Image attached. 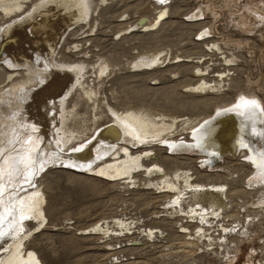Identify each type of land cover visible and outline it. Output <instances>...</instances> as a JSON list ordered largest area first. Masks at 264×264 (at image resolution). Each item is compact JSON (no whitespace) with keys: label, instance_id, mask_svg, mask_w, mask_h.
Listing matches in <instances>:
<instances>
[{"label":"rangeland","instance_id":"obj_1","mask_svg":"<svg viewBox=\"0 0 264 264\" xmlns=\"http://www.w3.org/2000/svg\"><path fill=\"white\" fill-rule=\"evenodd\" d=\"M42 1L23 0L20 8L0 6V38L4 39L3 33L10 25L26 22L27 24L24 26L27 27L30 22L40 20L43 16L33 10ZM54 6L53 3L49 4L48 2L47 7L50 10ZM161 10L165 13L163 18L167 23L163 26L160 23L149 26L156 16H159ZM77 11H80L84 17L83 10L77 8ZM28 15L30 17L26 19ZM68 24L58 28L57 30L60 31L56 30L53 33V38H49V43V40L32 42L31 38H35L26 37L28 35L25 30L15 42L5 43V47L0 46V49L3 48L1 51L9 50L12 53L11 55L6 53L1 55L0 52V94L10 88L18 87L28 88L31 92L37 89L41 90L49 81L47 77L54 74L53 71L61 73L62 68L63 71H66L70 65L71 67L82 65L84 68L79 82L72 75V81L70 80L71 82L67 86L70 88L69 92L67 87L63 89L62 95L56 96L58 98H55V103L52 106L58 107L62 97H67L65 111L67 110L66 113H68L69 110H73L74 114L70 113L67 117L57 114L58 116L55 117L57 121L59 119V124L54 121L51 128L53 127L55 132L53 133L50 128L48 134L50 132L51 136L55 135L52 136L55 141H58L57 136L60 138L62 135L71 136L70 140L61 145L60 151L50 148L52 147L50 145H47L49 147L42 145L44 147L42 149V146L38 145L40 159L36 163L38 168L33 175L36 177L33 187L42 183V188L47 190L46 194L49 195V192L52 191L58 197L55 198V214L49 218L54 227L47 226L45 228V222L34 237L30 236V242L36 250L40 249L41 242H47L49 250L55 252L54 264H219L220 257L225 253L216 257L215 254L205 253L200 249L201 241L205 242L211 237L205 234L200 238L202 233H197L199 228L196 226L199 224L196 219L192 222L191 219H188L186 222L190 223L187 226L188 229L196 231V233H184L175 227V232L171 233L166 230L165 235L159 232L149 234V229L161 230L154 223V219L160 218L155 216L164 215L161 218H165V221L170 223L176 220L175 217L166 215V203L173 200L174 193H169L168 195L171 194L172 197H167L165 194L168 192H157L153 184H145L146 186L141 184L133 189L125 184L110 181L108 176L71 169V166L74 167L75 164L68 163V161L69 158L72 159L73 153L78 151L77 149L80 150L81 147L92 146L88 151V155L92 157L89 162L96 166L122 156V154H132V149L148 148L152 143H156L160 144L162 149L164 148L162 151L164 155L178 157L180 158L179 162H181L180 160L185 162L184 158H190L191 167L202 172L209 170L201 162V157L205 154L192 144L198 138L194 132L200 123L185 125L186 128L184 125H176L177 128L174 126L169 132L165 130L161 133H164L161 135L164 139L150 138L151 141L149 139L139 141L128 135L127 138L118 140L114 148L99 156L100 148L108 146L107 144L103 146L101 142V131L113 124L114 115L111 108L123 112L129 107L145 104L146 109L155 114V118L167 116L173 119V117L183 115L182 117H190L194 121L199 118L216 117L218 110L222 107L220 105L226 102L232 104L241 94L249 97L255 95L264 103V0H163V2L161 0H92V9L88 18L76 17ZM52 45L54 46L52 47ZM17 47L21 50L18 51ZM35 47L41 49L43 53H37V50L33 49ZM21 51L32 57L30 67L28 64L24 65L25 62L18 57ZM2 56L6 58L2 59ZM49 62L53 63V68ZM36 69H42V71L39 72ZM45 70L50 73H46ZM199 70L208 73L206 76L212 78L221 73L224 75L230 73V75L219 81L218 84L222 87L221 91H207V89L199 91L190 87L198 78ZM29 72L33 73L29 75ZM40 75L41 77H39ZM64 90L69 94L64 93ZM70 90L72 91L70 92ZM30 97L28 100L32 101L33 96ZM50 101L51 98L43 102L44 104L38 103L37 107L44 110ZM193 102L202 104V107L194 110L183 105ZM1 110L0 107V115ZM160 113L161 116H159ZM153 116L151 115V117ZM64 119L67 123H63ZM167 122L170 123V121ZM194 125H196L195 129ZM9 128L14 133L18 131L15 125L11 124ZM61 129H63L62 132ZM171 137L179 138L182 142L187 141V147H178L180 149L178 151L176 146L172 147V142L169 141L172 139ZM156 151V154H153L151 158L158 157L161 151L159 149ZM228 152L226 151L227 155L224 160L217 162L216 167L226 164L234 168L236 177L232 178L227 172H221V174L229 179L227 188L231 189L233 185H236L238 193L230 197L232 199L229 200L230 203L228 202L226 211H223V216H228L227 219H220V221L228 220L227 222H229L233 218L234 220L230 222L236 223L244 221V218H237L239 215L234 208L230 210L233 198L236 196L246 198L248 193L253 194L256 190L262 191L261 193L264 194V185L255 183L256 190L251 192L247 179L250 180L253 177L251 174L253 166L242 160L247 157H242L238 153L236 156H230ZM6 153L11 157L22 154L19 147L14 144L7 148ZM53 157H58V160L52 159ZM87 163L79 160L77 164H80V167L75 166L74 168L83 169ZM153 165L151 164L150 167ZM14 167L16 175H20L23 168L21 170L18 165ZM176 168L177 166H172L170 171ZM28 169H30L29 166ZM145 169L146 167L134 168V173L137 171L135 174H138L134 177H140L141 181L145 182L161 181L160 174L155 171L149 174L145 172ZM33 177L32 180L22 179L24 182L20 184V192L16 195L17 200L22 193L25 195L28 192H23L24 186L33 183ZM205 180H208L206 187L212 185L211 178L207 177ZM158 185L162 186L163 184ZM135 194L142 196L145 199L144 202L133 204L131 199ZM253 195L256 196V194ZM200 200H198V205L210 208L209 201ZM122 204L126 205L121 211ZM191 204L190 201L180 207L183 209L182 211L186 212ZM176 208L179 209V206ZM168 210V212L175 211L170 208ZM15 212H17L15 208L12 209L9 216L6 215L4 219H1L2 215H0V229L10 226L11 221L17 227L18 225L23 227L21 225L23 222L14 220ZM230 213H232L231 217ZM115 217L150 218V222H143L140 228L135 227L133 229L135 231L127 235V229L122 230L121 226L112 225V219ZM252 217H260V219L249 223L248 234L241 238V246L245 240L246 242L235 264H264V254L258 251V246L264 237V217L258 213ZM106 222L109 223V227L111 226L112 233L120 231L119 229L126 233L121 236L105 235L101 232L82 234L85 230L90 231L95 225ZM66 223H70L68 225L70 228L65 227ZM231 224L229 225L231 226ZM16 225L11 226L12 229H16ZM227 225L225 224V226ZM206 228H204V233L208 232ZM212 228L216 230L219 228V224ZM212 228L209 230L210 234L213 233ZM12 229L10 228V231ZM34 229H38L37 220L29 215L26 219V231ZM26 231L25 229L20 231V233L22 232L21 236ZM10 236L5 240L0 239V246L5 243L8 245L16 237L15 235ZM224 238L225 240L229 238V244L231 237L223 234L222 240ZM185 241H193L196 244L198 242V246H192ZM252 247L257 249L256 254L251 255ZM216 252L219 254V251ZM233 261H227L225 264H233ZM220 264L222 263L220 262Z\"/></svg>","mask_w":264,"mask_h":264},{"label":"bare ground","instance_id":"obj_2","mask_svg":"<svg viewBox=\"0 0 264 264\" xmlns=\"http://www.w3.org/2000/svg\"><path fill=\"white\" fill-rule=\"evenodd\" d=\"M48 2L49 4L53 3L55 5L52 10H50L49 7H47ZM0 3H2L0 6H3V8L5 7L6 8H20L22 6L23 0H0ZM77 8L81 9V11L83 10L84 17L88 18V16L90 15L91 9H92V0H43L42 2L38 3L34 7V10H33L34 12L39 13V15H42L43 17L40 20L39 19L34 20V17H35V14H34L32 18L34 21L30 22L27 27L24 26L27 24L26 22H24L23 24L21 22H17L12 26L10 25L8 29L6 28L7 30L5 32L3 31L4 39L0 38V46L3 45L5 47V43L10 44L11 42H15L18 39L17 37L22 35V33L25 30H26L25 33L28 35L26 37L35 38V39L31 38L32 42L36 40L47 41L49 40L50 37H52L53 33L58 28L63 27L66 24L69 25L68 23L73 18L74 19L76 17L84 18L82 13H80V11L79 12L77 11ZM164 14L165 13L163 12V10H161V12L158 14L159 16H156L154 21L149 26H153L154 24H157V23H160V25L162 26L165 25L167 21L163 18ZM29 17L30 15L26 16V19H29ZM55 34L58 35L57 33ZM87 38L89 39L90 37H87ZM49 42L50 40L48 41V43ZM53 46L54 45H52V47ZM2 49H0L1 55H4V53L9 54V55L12 54L10 53L9 50L1 51ZM33 49H36L37 53L39 54L43 53V51L39 49L38 47L37 48L35 47ZM20 50L21 48L18 51ZM26 54L23 51H21L18 57L21 58V61L25 62L24 65L28 64L30 67L31 66L30 61L32 60V57ZM3 58L4 57L2 56V59ZM42 60H45V59L42 58ZM8 62L10 63L11 61H8ZM47 68L49 67L47 66ZM42 69L40 70L42 71ZM83 69L84 68L82 65H74L72 67L70 65V67L68 66L66 71H63V68H62L61 73H56V71H53L54 73L53 75L51 76L46 75V76H50V77H47L49 78L48 79L49 81H47V83L45 84V87H43L44 84H42L43 86L41 85L43 87L41 90L37 89L33 91L34 89L33 90L31 89L33 91L31 92L30 89L28 88L18 87L15 89L10 88L8 89V91L2 92L3 94L2 93L0 94V107L2 109L1 115H3V116L0 115V215H2L1 219L2 218L4 219L5 216L7 215L8 217L9 216L8 214L11 212V210L15 208L17 212H15L16 215L14 216L15 217L14 220L23 222L22 224L20 223L23 227H20V225H18L17 227V225L15 224L17 228L12 229L11 226H15V225L12 224V221H11L10 226H6L4 228L2 227L0 229V232L5 233V235L0 236V239L2 240H5L6 237H11L10 235L16 236L14 240L8 245H6L5 243L4 245L0 246V264H54L53 261L55 258V252L49 250L48 243L41 242L40 249L36 250L33 244L30 242V236L34 237L37 234V232H39L40 228L43 227V224L45 222H46V225H44L45 228L47 226H49V228L54 227V225H51L52 222L51 220H49V218L51 216H54L55 214V209H56L55 198L58 196H56V194L52 191L49 192L50 193L49 195L46 194L45 192L47 190L42 188L43 187L41 186L42 183L40 185H37L36 187L35 186L33 187L34 181L36 178V177H33V173L35 172V170H37L38 167L36 166V163L40 159L39 157L40 151L38 150V145L39 146L50 145L52 146L50 148H54L57 151H60L61 145L62 144L64 145L70 140L71 136L62 135L59 138V136L56 135L58 137L57 138L58 141H55L54 140L55 138L52 137L55 135L51 136L50 132L48 134V131H50L51 125L53 124L54 121H56L57 124H59L58 122L59 119L57 121V118L55 117L57 114L66 115V117L70 113L74 114L73 110H69L68 113H66L67 110L65 111V108L67 109V106L65 107L67 97L66 96L62 97L61 102L59 103L58 107L54 108L52 106L55 103L54 100L56 96L62 95L61 94L62 90L65 89L67 86H69V82L72 81L71 80L72 75H74L76 81H78L82 77ZM36 70L40 72L39 69H36ZM30 72H29V75L33 73L32 72L30 74ZM48 72L46 71V73ZM198 72H197L198 78H196L195 81L193 82L194 85L190 87H192L194 90H199V91L206 90V89L207 91L208 90L221 91L220 89L222 87L218 84L219 81L224 80V78H228L230 75V73H228V75L227 74L224 75L223 73H221V74H218L217 77L212 78V77L206 76L208 73L206 74L201 70H199ZM43 73L42 75H45ZM39 77H41V75ZM37 81L40 82V80L38 79ZM67 88L69 92L70 88L69 87ZM71 91L72 90H70V92ZM66 92L67 91H65L64 93ZM30 96H33L32 101L28 100ZM49 98H51V101L47 103L45 107L46 109L43 110V108L37 107L38 103L42 104L43 102H46ZM253 102H255V104L258 105L260 111L256 113H245V105L251 104ZM76 104H77V100H76ZM183 105H187L189 106V108L194 109V110L202 107V104L199 105L197 102L184 103ZM220 106L222 107L219 110L217 109L218 114L216 115V117H210L209 119L199 118L194 121L190 117H182L183 115L180 116L181 118L177 116V117H173V119H170L167 116H161V113L159 115L161 117L155 118V114L151 113L148 109H146L145 104L141 106L136 105L135 107H129L125 109L123 112H118L117 110L111 108V110L113 111V115H114L113 124L112 126L105 127L101 131L102 134L100 133L101 134L100 139H101V142L103 143V146L106 144L108 146H104L103 148H100L101 153L99 154V156L105 153L106 151H109L112 148H114L118 140L127 138L128 135L135 137L139 141H144L147 139L150 140V138L160 139L162 138L161 135L164 134V133L161 134L163 131L168 130L169 132L170 129H172L176 125H184V128H186L185 125H189V124L196 123V122L200 123L197 126L198 128L194 132L198 136V138L196 139V141L192 142V144L194 147L200 148L202 150L200 152H203V154H205L202 157L200 156L203 166L209 168V170H205L204 172L200 171L199 169H195L191 167L190 158H184V160H186L187 162L186 161L184 162L183 160H180L181 162H179L178 159L180 158L178 157L173 158V157L164 155L162 152L164 148L162 149L161 145L156 144V143H152L153 146L151 144V147L148 146V148H142V149H136V150L132 149V154H128V155L122 154V156L115 157L113 159L108 160L104 164L96 165V166L91 165V163L89 162L92 160V157L88 155V151L92 148V146H88L84 148L81 147L80 150L73 153V157L72 159L69 158L68 163L75 164L76 167H80V164H77V163L79 160H83V162H88L86 165L84 164L86 167H84L83 169H76L74 168L75 166L74 167L71 166V169H74L77 171L85 170L90 173L92 172V173H96L97 175L99 174L100 176L101 175L108 176L110 181H115L116 183L125 184L130 188L133 187V189L135 187H139L141 184H144V185L153 184L156 187L154 189H156L157 192H162V193L168 192L165 194V196L167 197H172L171 194L170 195L168 194L174 193L173 200L168 201L166 203L167 205L166 209L168 210L170 208L175 211L168 212L169 210L168 211L166 210V213H167L166 215L170 217H175L176 220L170 223L168 221H165V218H161L164 215L155 216V217L160 218L158 220L154 219L155 221L154 223L156 226L160 227L161 230L149 229V234L150 233L154 234V232H159L160 234H164L166 230L172 233V232H175L176 229H179V231L184 232V233L186 232L196 233V231H192L188 229L187 226L190 225V223H186L188 219H191V222L192 220L196 219L198 221V224L207 227L206 231L209 232V230H211L210 228L216 226L217 223L220 221V219L221 220L227 219L228 216L224 217L225 215L223 216V211H226V206L228 205L229 200L232 199L230 197H233L235 193H238L236 185H233L231 189L227 188L229 179L226 178L224 174H221V172H227L229 176H231L232 178L236 177L234 175V171H235L234 168L226 164L216 167V165L218 164L217 162H220L225 159V155H227L226 151H229L228 155L230 156H236L238 153L242 157L243 156L247 157L242 160L245 163L248 162L249 164L253 166L252 167L253 170L251 172L253 177L252 178L250 177L251 178L250 180L247 179V183L250 185L249 190H251V192L252 190H256L254 188L256 186L255 183H258L261 186L264 185V174H262V169L260 167L255 166L252 163L253 160L258 161L260 158V153L264 152V136L259 135L260 132H264V103L263 101L255 95L252 97H249L247 95L241 94L239 97H237L234 100V102H232V104L226 102L225 104L220 105ZM51 107L52 109L50 110ZM151 115H154V116L151 117ZM167 121H170V123H168ZM63 123H67L65 119ZM158 123H161V125H158ZM11 124L15 125L18 131H16L15 133L12 132V130L9 128ZM66 127H67V124H66ZM177 127L178 126H176V128ZM52 128L51 130H53ZM193 128L195 129L196 125H194ZM62 130L63 129H61V132ZM197 130H200V131H197ZM54 132L55 131L53 130V133ZM63 134H64V131H63ZM162 139H164V137ZM169 141L172 142V147L176 146V149L178 151L180 150L178 147L182 148L183 146L188 145L186 143L187 141L182 142V140L176 137L172 138ZM13 144L19 147V151L22 152V154L20 153V155L18 156L15 155V157L8 156V154L6 153V150L10 145H13ZM42 148L44 147L42 146L41 149ZM157 149L161 151L159 152L158 157L157 158L155 157V159L151 158L153 154H156ZM247 150L248 152H246ZM52 159L58 160V157H53ZM151 164H154L153 167L151 166L152 168L150 167ZM16 165H18L21 170L23 168L22 172L19 173L20 175L18 176L16 175V172L14 170L15 168L14 166ZM28 166L30 167V169H28ZM172 166H177V168L173 171H170V167ZM139 167L140 168L146 167L145 169L146 173L150 174L153 171H155L156 173L160 174L162 176L160 178L161 181L158 179L159 181L157 182H153V181L145 182V181H141L140 177L139 178L134 177L135 175H138V174H135L137 171L134 173L133 169L139 168ZM206 171H209L211 173H208V172L206 173ZM29 176L30 178H28ZM32 177L34 178L32 181L33 183L27 186H24L25 189L23 190V192L25 191L26 192L28 191V192L25 193V195L22 193L21 197L17 200L16 195L20 192V188H21L20 184L21 182H24L22 181V179L25 178L27 180H32L31 179ZM207 177L212 179L211 181L212 185L206 187V182L208 180H205V178ZM125 178H129V179H125ZM143 179L145 178L143 177ZM160 183H162L163 185L159 186L158 184ZM200 199L202 200L206 199L207 202L209 201L208 203H210L211 205L210 208L209 207L204 208L203 206L198 205V202H199L198 200ZM131 200L133 204H136V203L144 202L143 200L145 199H143L142 196L135 194ZM190 201L192 202V204L189 205L191 207L188 210H186V212L182 211L183 209L180 206ZM258 203L259 205L261 204V206L264 205V194H262V198L260 199V201H258ZM124 205L126 204H122L121 211L123 210ZM177 206H179V209L176 208ZM231 214L232 213L229 214L230 217H231ZM29 215H32L34 220H37L38 229L26 231V219L28 218ZM119 215H122V214H119ZM259 215L262 216V213H259ZM129 218L128 217L126 218L125 217H117V218L115 217L114 219H112V225L116 224L117 226H121L122 230L127 229L126 231L128 235L129 233H133L135 231L133 230L135 227L140 228V225H142L143 222H146V221L150 222V218H144V219H141L140 217H134L131 219ZM258 219H260V217L259 218L250 217L249 219H247L246 222L242 220V224L236 221H235L236 223L234 224H231L233 222H230V221L227 222L228 220L220 221L219 223L220 229L218 228V230H214L212 228L213 230L212 234L210 233L206 234L203 232L200 238H202L203 234H206L207 236L211 237L210 239L208 238L207 239L209 240L208 242L211 244V246H213L212 247L213 249L214 248L217 249L218 246H223V244L227 248V253H228L229 258H226V260H223L224 256L223 257L221 256V259H219L220 261H218L219 264L220 262H223L222 264H225L227 261H233V260L234 261L232 263L235 264L238 261L239 256L241 255L242 246L246 242V240L244 242L242 241L243 243L241 246V238H244L247 236L248 234L247 228H248L249 223L258 221ZM179 220L181 221L180 222L181 224L178 222ZM223 222L228 225L225 226V224H222ZM69 224L70 223H66L65 227L70 228L68 226ZM229 224H231V226ZM199 225L196 226L199 228V230H197L198 234L199 232L205 230L204 228H201L202 226L199 227ZM110 227H109L108 222H106L105 224H97L93 227L92 230L90 231L85 230L84 232H82V234H89V233L92 234V232H101L105 235L114 234L116 236H121L122 234L126 233L125 231H122L119 228L118 229L120 231L112 233L110 231L111 230ZM175 227L177 228L175 229ZM10 228L12 229V231H10ZM23 229H25L26 233H24V235L22 234L21 236L22 232L20 233V231H23ZM215 232L218 233L217 236L215 235L216 234ZM223 234L231 237L229 240V244H228L229 238L227 240H225V238L222 240ZM219 235H221L220 236L222 237L221 239H219L220 238L218 237ZM185 242L192 244V246L196 245V243L193 241L192 242L185 241ZM208 242L205 244H209ZM263 243H264V240H263ZM216 251L217 250L212 251V253L214 252L216 257H220L221 253L217 254L218 252ZM250 251H252L251 255L256 252L254 247H252Z\"/></svg>","mask_w":264,"mask_h":264},{"label":"built area","instance_id":"obj_3","mask_svg":"<svg viewBox=\"0 0 264 264\" xmlns=\"http://www.w3.org/2000/svg\"><path fill=\"white\" fill-rule=\"evenodd\" d=\"M246 185V184H245ZM245 185H244V187H245ZM253 194H256V196H254ZM253 194H249L248 193V195H247V197L246 198H239L238 196H236V198H234L233 199V201H232V205L230 206V210L232 209V208H234L235 210H237V212H238V217L237 218H244V221L246 222L247 221V219H249L251 216H253L254 214H259V213H262V216L264 217V205L263 206H261V204L259 205V203H258V201H260V199L262 198V194H261V192H259V191H255ZM254 203V204H253ZM258 203V204H257ZM242 207V208H241ZM262 211V212H261ZM263 219V218H262ZM231 220H234L233 218L231 219ZM231 220H229V221H231ZM241 224H242V221L240 222ZM216 224V223H215ZM219 224V223H218ZM217 224V225H218ZM232 224H234V223H232ZM259 224H261V223H259ZM216 225V226H217ZM240 225V224H239ZM256 225H258V224H256ZM202 226V225H201ZM220 226V225H219ZM202 228H206V227H204V226H202ZM216 230H218V228L216 229ZM200 233H203V231H201ZM199 233V234H200ZM210 232H206V234H209ZM216 234V236L218 235V233L217 232H215ZM231 233V232H230ZM197 235V234H196ZM198 236V235H197ZM205 236V234H203L202 235V237H204ZM205 239H207V238H205ZM263 240H264V237L261 239V243H260V245L258 246V251H260V253H262V254H264V243H263ZM202 242V245L200 244L199 245V247H200V249L203 251V252H210V253H212V251H215V250H217V251H219V253H225L223 256H224V259L223 260H226V258H229L228 257V253H227V248L224 246V244H223V246H218V248L216 249V248H212L213 246H211V244L208 242V240H206L205 242L204 241H201ZM209 243V244H205V243ZM197 246H198V244H196ZM195 245V246H196ZM244 246V245H243ZM243 246H242V248H243ZM210 248H212V249H210ZM256 250V252L255 253H257V249H255ZM213 254H214V252H213ZM222 256V257H223ZM220 259H221V257H220ZM264 262V261H263ZM221 263H223V262H221Z\"/></svg>","mask_w":264,"mask_h":264},{"label":"snow or ice","instance_id":"obj_4","mask_svg":"<svg viewBox=\"0 0 264 264\" xmlns=\"http://www.w3.org/2000/svg\"><path fill=\"white\" fill-rule=\"evenodd\" d=\"M161 2H163V0H161ZM260 111L258 105L255 104V102L245 105V113H256ZM200 131V130H197ZM259 135L264 136V132H260ZM79 150V149H77ZM252 163L257 166L260 167L262 169V174H264V152L260 153V158L259 160H253ZM33 175H35V173H33ZM5 235V233L0 232V236Z\"/></svg>","mask_w":264,"mask_h":264}]
</instances>
